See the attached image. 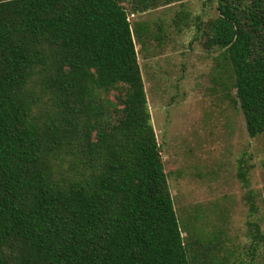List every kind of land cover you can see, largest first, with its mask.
Masks as SVG:
<instances>
[{
    "label": "trees",
    "instance_id": "16d2710c",
    "mask_svg": "<svg viewBox=\"0 0 264 264\" xmlns=\"http://www.w3.org/2000/svg\"><path fill=\"white\" fill-rule=\"evenodd\" d=\"M184 1L0 0V264H216L175 213L129 21ZM209 1L202 44L264 136V0Z\"/></svg>",
    "mask_w": 264,
    "mask_h": 264
},
{
    "label": "rangeland",
    "instance_id": "374dc122",
    "mask_svg": "<svg viewBox=\"0 0 264 264\" xmlns=\"http://www.w3.org/2000/svg\"><path fill=\"white\" fill-rule=\"evenodd\" d=\"M217 17L215 1L186 0L129 21L146 27L134 35L135 49L180 224L218 238L216 264H250L249 223L264 232V136H248L230 68L202 44L196 25ZM254 264H264L261 245Z\"/></svg>",
    "mask_w": 264,
    "mask_h": 264
}]
</instances>
